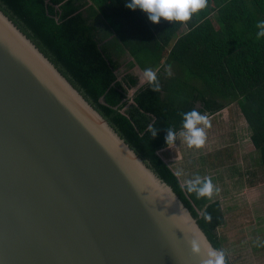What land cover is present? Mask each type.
<instances>
[{
    "label": "water",
    "instance_id": "obj_1",
    "mask_svg": "<svg viewBox=\"0 0 264 264\" xmlns=\"http://www.w3.org/2000/svg\"><path fill=\"white\" fill-rule=\"evenodd\" d=\"M193 240L212 245L0 10V264H200Z\"/></svg>",
    "mask_w": 264,
    "mask_h": 264
},
{
    "label": "trees",
    "instance_id": "obj_2",
    "mask_svg": "<svg viewBox=\"0 0 264 264\" xmlns=\"http://www.w3.org/2000/svg\"><path fill=\"white\" fill-rule=\"evenodd\" d=\"M127 2L0 0V10L173 188L208 241L223 250L221 204L189 194L161 152L167 148L166 129L179 132L183 113L212 116L235 103L251 130L264 180V38L256 37L264 0H208L186 24H153ZM126 54L132 60L124 63ZM136 67L157 71L161 90L153 92L146 83L129 105V91L139 86L129 72ZM149 125L160 129L155 138Z\"/></svg>",
    "mask_w": 264,
    "mask_h": 264
},
{
    "label": "crops",
    "instance_id": "obj_3",
    "mask_svg": "<svg viewBox=\"0 0 264 264\" xmlns=\"http://www.w3.org/2000/svg\"><path fill=\"white\" fill-rule=\"evenodd\" d=\"M231 107L232 106H230V110L229 107L227 108L230 115H235L236 120L238 121L242 120L246 122L239 108L237 110L238 112L236 110L232 112ZM217 114L208 117L215 118ZM183 143L182 139L178 138L175 141V146L172 148L167 147L162 150V157L174 172L178 169L183 171V175L179 177L182 186L185 180L194 178L195 175H200L201 177H210L214 186L221 190L219 194L214 193L212 200L213 202H219L221 204L225 216V225L218 229V236L224 252L229 249L228 252L231 261L225 253L227 262L229 264H252V259L249 256L253 255L256 262L264 264V217L260 205L258 204L262 196H259V200L255 197L262 192L261 189L255 188L256 185L262 184L261 179L258 177L256 170L249 172V176L246 178L245 183L248 188L246 193L250 204L245 205V197L234 195V189L240 186L236 181V172L239 170H223L228 166L236 167L239 161L244 158L249 171V168L251 167L249 160H252V155L249 154L243 157L238 150L234 152L233 148L236 149V147L229 146V148L233 147L231 152L221 151L218 154L210 155V160L207 162L209 166L212 165V169L210 170H212L213 173L210 174L206 169L207 165H204L199 161L197 163H189L185 161L184 152L177 148V146L181 147ZM225 153H231L233 158L226 160L220 159ZM254 153L256 154L254 157L255 164L258 167V171L261 173L259 158L255 148ZM177 165L179 167H176ZM198 170L203 173H200ZM251 191H253L252 195L248 193ZM241 198L243 199L244 204H240L242 200ZM237 214L239 215L236 216ZM245 215L247 216V219H245ZM248 215H250V217ZM232 247L236 253H234Z\"/></svg>",
    "mask_w": 264,
    "mask_h": 264
},
{
    "label": "clouds",
    "instance_id": "obj_4",
    "mask_svg": "<svg viewBox=\"0 0 264 264\" xmlns=\"http://www.w3.org/2000/svg\"><path fill=\"white\" fill-rule=\"evenodd\" d=\"M208 6V0H128L126 7L131 10L139 9L145 13L153 24H159L161 20L181 24L188 23L194 15L204 10ZM258 29L256 37L259 40L264 38V20L256 24ZM167 75H171V65L165 69ZM142 80L147 82L150 90L159 92L161 85L158 80L157 71L151 68L145 69L142 73ZM211 128V122L207 114H201L197 110H191L182 114L181 130L177 132L174 128H167L165 137L166 146L172 148L175 141L182 138L188 148L201 149L207 140V129ZM153 125H149L147 131L155 138L158 131ZM176 177L183 175L182 170L174 172ZM183 188L189 194H195L197 199H211L215 194H219L220 189L215 187L212 179L208 176L201 177L195 175L184 181ZM206 220L211 216L206 215ZM191 252L194 256L200 257V264H226V255L223 250L213 248L209 243L191 241Z\"/></svg>",
    "mask_w": 264,
    "mask_h": 264
},
{
    "label": "rangeland",
    "instance_id": "obj_5",
    "mask_svg": "<svg viewBox=\"0 0 264 264\" xmlns=\"http://www.w3.org/2000/svg\"><path fill=\"white\" fill-rule=\"evenodd\" d=\"M212 20H213L215 26L218 28L216 14L213 15ZM130 60H132L131 57H129V55L126 54V56H124L123 62L127 63ZM129 72L132 73L134 76L138 77V79H139V86L136 89L130 90L128 95H127V99L125 100L130 105L133 103V96L135 95L138 88L143 87L144 84H146L147 82H144L142 80L143 71H141L138 67L134 68L133 70H131ZM126 73H127V65L124 66V69L121 72V74H119V77L123 78ZM230 106H232L231 107L232 112L235 110L236 111L238 110V106L235 103L230 104L228 106L229 110H230ZM227 108L222 113L217 114L215 116V118H213V117L209 118L210 122H211V128L206 130L207 131V140H206L205 145L201 149H195V148L190 149L187 147V145L185 143H183L181 147L177 146V148H179V150L184 152L185 161H187L189 163L190 162L191 163H197L199 161L202 164L207 165L206 169H207V171H209L210 174L213 173L212 170H210V169H212V165L209 166L207 163L210 160V155L218 154L221 151L231 152L233 147H236V149L233 148L234 152L238 150L239 153L243 157L245 155L251 154L252 160H249L250 164H251L249 171L247 169V164H246L244 158L241 159V161H239V163L236 167L228 166L227 168H224L223 170L224 171L226 169H232V170L237 169V170H239L236 172L237 173L236 181L239 183L240 186L237 187L236 189H234V195L238 196V197L239 196L245 197V200H244L245 205L250 204L247 193H246V191L248 189L246 186V183H245L246 178L249 176V172L256 170V172L258 173L257 175L261 179L262 184L256 185L255 188L261 189L262 192H261V194H258L255 197L257 198V200H259L258 199L259 196H262L260 198L258 204L260 205V209H261L263 217H264V180L262 178V173H260L258 171V169H257L258 167L255 164L254 157L256 156V154L254 153V147L252 146L251 140H250L251 132H250L246 122L242 121V120H240V121L236 120V116L230 115L229 110H227ZM229 146L230 147L233 146V147L229 148ZM230 158H233L232 154L231 153H225V155L220 159L226 160V159H230ZM247 159H249V158H247ZM176 167H179V166L177 165ZM199 172L203 173L201 171H199ZM220 192H221V190H220ZM248 193H250L252 195L253 191L248 192ZM256 194H257V192H256ZM240 204H244L243 199L241 200ZM238 215L239 214H237L236 216H238ZM248 216L250 217V215H248ZM245 219H247L246 215H245ZM232 250H233V247H232ZM223 251H224V249H223ZM228 251H229V249L225 250V253H226L227 257L229 258V252ZM234 253H236V252L234 251ZM249 257L252 259L251 260L252 264H259L258 262H256V259H255V257H253V255H250ZM229 260H230V258H229Z\"/></svg>",
    "mask_w": 264,
    "mask_h": 264
}]
</instances>
